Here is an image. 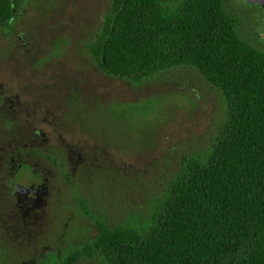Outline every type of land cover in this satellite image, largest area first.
<instances>
[{
  "label": "trees",
  "instance_id": "1",
  "mask_svg": "<svg viewBox=\"0 0 264 264\" xmlns=\"http://www.w3.org/2000/svg\"><path fill=\"white\" fill-rule=\"evenodd\" d=\"M24 1L0 0V34L14 33ZM109 6L113 31L97 50L115 73L136 80L191 66L221 92L227 116L213 148L187 159L146 225L99 237L107 264H264V52L238 36L225 0Z\"/></svg>",
  "mask_w": 264,
  "mask_h": 264
},
{
  "label": "flooded vegetation",
  "instance_id": "2",
  "mask_svg": "<svg viewBox=\"0 0 264 264\" xmlns=\"http://www.w3.org/2000/svg\"><path fill=\"white\" fill-rule=\"evenodd\" d=\"M225 2L238 36L256 48L242 32L256 25L264 31V0ZM17 16L14 33L6 36L20 43L11 61L41 82L12 89L0 80V245L11 251L0 264H107L103 250L109 246L100 239L108 228L128 225L127 214L114 224L107 213L113 200H123L127 159L102 140L78 134L76 127L111 95L107 85H93L95 79L130 80L115 73L97 50L106 46L100 44L102 33L111 34L112 23L104 18L85 27L79 35L87 41L85 63L68 68L70 43L76 39L59 35L48 49L46 39L31 31L16 36ZM257 40L264 43V34ZM60 75L66 88L57 87ZM134 218L137 224L145 221Z\"/></svg>",
  "mask_w": 264,
  "mask_h": 264
},
{
  "label": "rangeland",
  "instance_id": "3",
  "mask_svg": "<svg viewBox=\"0 0 264 264\" xmlns=\"http://www.w3.org/2000/svg\"><path fill=\"white\" fill-rule=\"evenodd\" d=\"M29 2L24 1L18 14L21 28L16 27V36L31 31L38 38L46 39L48 49H53L59 35L76 39L70 43L72 49L65 65L68 68L84 65L82 55L87 41L79 35L84 34L90 23L105 18L111 0ZM251 28L248 34L247 30L242 32L244 39L264 50V43L257 40L259 34H264L262 26ZM6 36L0 34V80L12 89L26 84L37 87L40 77L11 61L10 57L18 54L19 41ZM107 79H95L93 85H107L111 95L107 101L102 99L90 118L78 121L76 131L87 138L102 140L113 153H122L127 159L128 181L123 200H113L112 209H107L113 223L127 214L128 224L146 225L148 221L137 224L134 217L147 218L187 159L213 148L222 134L227 106L221 92L191 66L159 70L128 82L115 76ZM56 83L61 88L68 85L63 75ZM95 90L99 93L103 89ZM9 253L10 250L0 245V263Z\"/></svg>",
  "mask_w": 264,
  "mask_h": 264
}]
</instances>
